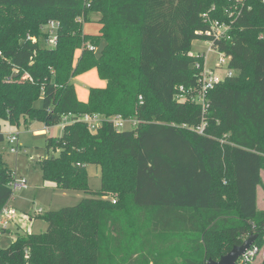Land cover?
<instances>
[{"label":"trees","instance_id":"16d2710c","mask_svg":"<svg viewBox=\"0 0 264 264\" xmlns=\"http://www.w3.org/2000/svg\"><path fill=\"white\" fill-rule=\"evenodd\" d=\"M91 12L100 15L94 34L82 23ZM203 13L228 23L223 37L208 33ZM50 20L58 22L54 47ZM263 25L264 0H0L1 119L47 127L69 113L137 120L121 130L105 119L96 131L71 121L47 138L43 180L94 196L42 215L41 233L16 232L0 246V264H207L250 233L259 247ZM197 39L213 41L235 70L209 91L204 115L198 103L177 99L181 86L198 87L195 64L203 59L190 52ZM101 43L98 57L87 48ZM92 69L105 86L89 87L82 101L72 80ZM203 117L200 134L190 127ZM87 164L100 167L94 192ZM12 180L0 152V213Z\"/></svg>","mask_w":264,"mask_h":264},{"label":"rangeland","instance_id":"374dc122","mask_svg":"<svg viewBox=\"0 0 264 264\" xmlns=\"http://www.w3.org/2000/svg\"><path fill=\"white\" fill-rule=\"evenodd\" d=\"M99 17L100 15L98 13L91 12L90 20L82 22L86 33H97L98 28L93 23H96ZM103 46L104 44L101 43L95 50L97 57L100 55ZM208 47V41L197 39L192 42V50L190 52L198 54L203 52L206 57V64L212 68L218 55L213 51H209ZM78 54L79 51L75 53V55ZM218 72L224 75V66ZM9 81L11 80L9 79ZM72 81L75 85L77 95L82 97L84 90H88L89 87L97 83V77L90 70L74 77ZM33 105L35 108L42 107V97L36 99ZM62 125L63 122L47 127L38 120H32L27 124L20 121L18 125H11L6 120L0 118L1 131L5 134V140L0 143V152L3 161L12 172L14 180L19 181L22 178L26 180V186H11L13 192L7 205L16 210V215L9 222L8 226H10V231L0 233V246H8L15 239V233L18 231L21 233H41L45 231L48 223L41 216L48 211L73 206L83 198L94 196L92 193L85 191L60 188L54 182L44 181L42 178L41 160L47 153V138L60 136L62 133ZM131 127L132 124L130 122H125L120 129H130ZM12 132L18 133L20 147L17 152L10 150L11 144L6 138ZM57 154L58 149L55 151V155ZM86 171L89 188L94 192L101 186L100 167L94 164H87ZM257 197L258 208L264 210V168L261 171V184L257 187ZM259 247L260 252L255 264L264 259V236L259 243Z\"/></svg>","mask_w":264,"mask_h":264},{"label":"built area","instance_id":"2783aa9c","mask_svg":"<svg viewBox=\"0 0 264 264\" xmlns=\"http://www.w3.org/2000/svg\"><path fill=\"white\" fill-rule=\"evenodd\" d=\"M236 2H241L243 0H235ZM230 16L233 15V11L229 12ZM203 16L209 20L210 22V29L208 30V33L214 35L215 38H220L225 35V32L229 29V25L225 22H220L217 19L211 20L208 18L207 13H203ZM57 27L58 22L54 20L48 21L46 28L48 29V37H47V44L50 47H54L57 43ZM32 40H36L34 37H32ZM209 42V51L215 52L218 57L215 60V64H213V67L206 64V57L205 54L202 52L200 54L194 53L198 56H202V62L196 63L195 66L200 69L199 77H198V87L194 90H187L185 91L183 87H180L181 92L177 95V99L179 101H186L191 100L193 102H196L200 105L201 111L203 115L207 112L209 108V101H208V93L209 91L219 82L223 81L226 77L233 76L235 74V70L230 67L229 60L230 56L226 55L224 52H220L217 49L213 47V41ZM87 48L89 50H96L97 48L94 45L88 44ZM1 54V52H0ZM193 54V53H191ZM224 66L225 73L224 75H221L218 71L220 68ZM139 99H141V96H139ZM110 120L114 127L117 129H120L121 126L125 122H130L132 124V127L136 125L137 120L134 118H124L120 114H115L109 117H105L102 114L99 113H84V114H78V115H71L64 114L62 116L61 122H63V125L67 122L71 121H82L87 124V126L92 130L96 131L97 128L100 126L101 122L103 120ZM60 122V123H61ZM62 125V127H63ZM185 126V125H184ZM206 127V121L204 117L201 120V123L197 126H191L190 128L197 133L203 134ZM8 142L11 144L10 150L13 152H17L19 145V138L17 132L9 133L6 137ZM13 181L14 184H13ZM10 186L14 187H21L26 186V180L24 178L20 179L19 181L13 180L9 183ZM112 202H115L114 199H112ZM16 215V210L8 205L4 206L2 208V211L0 213V229L6 228L9 225V222L11 219H13ZM260 252V248L256 243H253L249 248L245 250V252L239 257V259L236 261V264H252L255 262L258 254Z\"/></svg>","mask_w":264,"mask_h":264},{"label":"water","instance_id":"95a60500","mask_svg":"<svg viewBox=\"0 0 264 264\" xmlns=\"http://www.w3.org/2000/svg\"><path fill=\"white\" fill-rule=\"evenodd\" d=\"M257 236V233H250L240 244L233 245L228 252L222 254L218 259L209 258L207 264H236L239 257L254 243Z\"/></svg>","mask_w":264,"mask_h":264},{"label":"crops","instance_id":"0c3cea01","mask_svg":"<svg viewBox=\"0 0 264 264\" xmlns=\"http://www.w3.org/2000/svg\"><path fill=\"white\" fill-rule=\"evenodd\" d=\"M93 24H95L96 28L99 27V25H97L98 23L97 24L96 23H93ZM91 71H93L95 73L96 77H97V83L95 85H93V86H96V87H103V86H105V81L99 78L96 70L92 69ZM87 97H88V90L86 89V90H84V95L82 97H79V99L82 100V101H86L87 100ZM256 193H257V191H256ZM257 199H258V197L256 198V204H257ZM263 203H264V200H263ZM257 208H258V205H257Z\"/></svg>","mask_w":264,"mask_h":264}]
</instances>
